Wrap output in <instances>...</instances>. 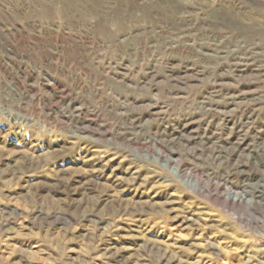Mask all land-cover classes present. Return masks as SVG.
Returning a JSON list of instances; mask_svg holds the SVG:
<instances>
[{"label": "rangeland", "instance_id": "rangeland-1", "mask_svg": "<svg viewBox=\"0 0 264 264\" xmlns=\"http://www.w3.org/2000/svg\"><path fill=\"white\" fill-rule=\"evenodd\" d=\"M0 264H264V0H0Z\"/></svg>", "mask_w": 264, "mask_h": 264}]
</instances>
